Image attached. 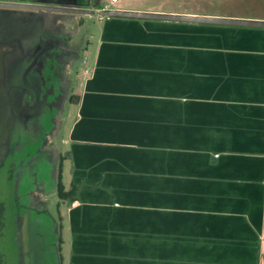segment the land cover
<instances>
[{
  "label": "crops",
  "instance_id": "1",
  "mask_svg": "<svg viewBox=\"0 0 264 264\" xmlns=\"http://www.w3.org/2000/svg\"><path fill=\"white\" fill-rule=\"evenodd\" d=\"M89 1L55 170L76 187L55 191L59 264H264V25L103 13L264 22V0Z\"/></svg>",
  "mask_w": 264,
  "mask_h": 264
},
{
  "label": "rangeland",
  "instance_id": "2",
  "mask_svg": "<svg viewBox=\"0 0 264 264\" xmlns=\"http://www.w3.org/2000/svg\"><path fill=\"white\" fill-rule=\"evenodd\" d=\"M48 1L58 0H0L35 5ZM88 1L80 0V6ZM50 14L0 5V264H59L55 170L66 147L62 139L70 125L75 72L85 59L81 46L94 19L81 13L72 22L70 15L56 22ZM53 30L60 36L51 39ZM50 41L60 48L49 47ZM66 50L70 53L65 56ZM68 56L75 62L70 73L55 75L56 60L65 58V65ZM54 79L58 87H69L62 93L63 102L59 94L55 98L47 91ZM41 183L47 211L31 205Z\"/></svg>",
  "mask_w": 264,
  "mask_h": 264
},
{
  "label": "water",
  "instance_id": "3",
  "mask_svg": "<svg viewBox=\"0 0 264 264\" xmlns=\"http://www.w3.org/2000/svg\"><path fill=\"white\" fill-rule=\"evenodd\" d=\"M1 6H10V7H28V8H34L38 9L40 11H68V12H78V13H88L92 12L91 9H88L84 6H79L76 4H73L72 6H40V5H34V4H19V3H5L0 2ZM86 5H88L86 3ZM105 15H132V16H143V17H164V18H180V19H199V20H212V21H225V22H237V23H251V24H260L264 25V22H258V21H233L230 19H208L205 17H182L178 15H166V14H148V13H136V12H126V11H120V10H108L103 11Z\"/></svg>",
  "mask_w": 264,
  "mask_h": 264
},
{
  "label": "flooded vegetation",
  "instance_id": "4",
  "mask_svg": "<svg viewBox=\"0 0 264 264\" xmlns=\"http://www.w3.org/2000/svg\"><path fill=\"white\" fill-rule=\"evenodd\" d=\"M87 0H85V2H86ZM73 3V4H76V5H81L80 3V0H58V1H56V2H52V1H48V2H42V4H39L40 6H70V3ZM35 5V4H34ZM37 5V4H36ZM38 12H40L41 14L42 13H51L50 15L52 16V14L53 13H57V12H59V11H40V10H38V9H36Z\"/></svg>",
  "mask_w": 264,
  "mask_h": 264
},
{
  "label": "trees",
  "instance_id": "5",
  "mask_svg": "<svg viewBox=\"0 0 264 264\" xmlns=\"http://www.w3.org/2000/svg\"><path fill=\"white\" fill-rule=\"evenodd\" d=\"M76 190L75 186H71V188L68 191H64L63 184L61 182V176L60 173L58 174L57 183H56V191L59 198L65 199L68 196H70V199L75 197L74 191Z\"/></svg>",
  "mask_w": 264,
  "mask_h": 264
},
{
  "label": "built area",
  "instance_id": "6",
  "mask_svg": "<svg viewBox=\"0 0 264 264\" xmlns=\"http://www.w3.org/2000/svg\"><path fill=\"white\" fill-rule=\"evenodd\" d=\"M112 1H116V0H112Z\"/></svg>",
  "mask_w": 264,
  "mask_h": 264
}]
</instances>
